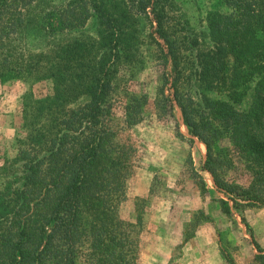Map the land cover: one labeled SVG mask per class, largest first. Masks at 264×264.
I'll list each match as a JSON object with an SVG mask.
<instances>
[{
    "label": "trees",
    "instance_id": "obj_1",
    "mask_svg": "<svg viewBox=\"0 0 264 264\" xmlns=\"http://www.w3.org/2000/svg\"><path fill=\"white\" fill-rule=\"evenodd\" d=\"M221 1L228 12H210L197 32L171 17V0H56L38 12V0H0V82L50 80L54 91L25 100L24 136L0 166V264H136L138 232L118 210L135 153L124 132L147 98L117 119L113 93L123 69L151 63L161 77L155 110L172 122L178 108L204 145L203 169L227 198L214 200L221 212L264 208V0ZM28 29L82 34L31 50ZM234 156L245 185L224 178ZM249 264H264V252Z\"/></svg>",
    "mask_w": 264,
    "mask_h": 264
},
{
    "label": "rangeland",
    "instance_id": "obj_2",
    "mask_svg": "<svg viewBox=\"0 0 264 264\" xmlns=\"http://www.w3.org/2000/svg\"><path fill=\"white\" fill-rule=\"evenodd\" d=\"M49 2L57 3L56 0H38L36 12L46 10ZM171 2V17L183 14V19L197 32L204 31L210 12H228L221 0ZM141 22L149 31L150 26ZM95 29L93 17L86 33H94ZM26 34L33 50L82 33L51 39L39 37L31 29ZM158 68L151 63L137 72L123 69L113 93V112L117 119L124 117V107L129 100L140 95L147 98L138 124L124 132L135 153L118 210L120 219L132 224L138 232L136 264H227L225 254L236 264H249L254 254L259 250L264 252V208L241 205L232 209L230 217L221 212L219 203L214 200L227 198L203 169L204 145L188 134L178 108L172 122L163 121L155 110L154 100L161 84ZM53 93L50 80L0 82V166L5 159L16 155V142L24 136L21 126L25 100L42 99ZM85 100L87 98H80L72 107ZM233 161V168L224 178L245 185L242 161L236 156Z\"/></svg>",
    "mask_w": 264,
    "mask_h": 264
}]
</instances>
